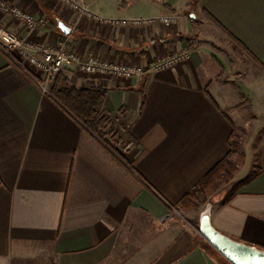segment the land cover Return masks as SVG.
Wrapping results in <instances>:
<instances>
[{"label": "crops", "instance_id": "0c3cea01", "mask_svg": "<svg viewBox=\"0 0 264 264\" xmlns=\"http://www.w3.org/2000/svg\"><path fill=\"white\" fill-rule=\"evenodd\" d=\"M3 1L36 17L30 44L65 40L84 58L143 69L187 59L128 81L68 67L44 90L0 52V264H228L197 243L202 207L181 202L228 154L235 129L264 122V0L85 1L99 19H177L141 28L105 26L55 0ZM0 28L27 37L9 14ZM65 84L105 92L103 141L51 94ZM225 188L212 226L264 250V146Z\"/></svg>", "mask_w": 264, "mask_h": 264}, {"label": "built area", "instance_id": "2783aa9c", "mask_svg": "<svg viewBox=\"0 0 264 264\" xmlns=\"http://www.w3.org/2000/svg\"><path fill=\"white\" fill-rule=\"evenodd\" d=\"M78 16H85L105 26L141 28L153 24L169 25L176 22V18L160 19H99L91 15L86 0H55ZM0 13L9 14L26 27L27 37L19 39L15 35L0 28V52L24 75L42 89L55 80L56 76L68 67L87 78L101 81H128L146 74L157 75L169 71L187 59L185 52L173 54L157 59L143 69L137 66H123L110 63L97 57L84 58L67 48L66 41L43 46L30 44L27 38L33 37L38 29V22L34 15L26 13L21 8L0 0Z\"/></svg>", "mask_w": 264, "mask_h": 264}, {"label": "trees", "instance_id": "16d2710c", "mask_svg": "<svg viewBox=\"0 0 264 264\" xmlns=\"http://www.w3.org/2000/svg\"><path fill=\"white\" fill-rule=\"evenodd\" d=\"M51 93L58 102L91 134L103 141L111 133L110 121L104 115L103 102L105 92L98 89H77L74 87H56ZM108 130V131H107ZM243 156L236 144L231 143L228 154L216 164L182 199L184 206L205 207L217 192L219 185H227L234 177V165L242 166Z\"/></svg>", "mask_w": 264, "mask_h": 264}, {"label": "water", "instance_id": "95a60500", "mask_svg": "<svg viewBox=\"0 0 264 264\" xmlns=\"http://www.w3.org/2000/svg\"><path fill=\"white\" fill-rule=\"evenodd\" d=\"M57 29L69 36L71 29L63 22H57ZM214 201L208 203L199 214L198 234L228 264H264V250L232 240L217 231L211 224V210Z\"/></svg>", "mask_w": 264, "mask_h": 264}, {"label": "rangeland", "instance_id": "374dc122", "mask_svg": "<svg viewBox=\"0 0 264 264\" xmlns=\"http://www.w3.org/2000/svg\"><path fill=\"white\" fill-rule=\"evenodd\" d=\"M64 71V70H63ZM62 71V72H63ZM67 87L68 85H62V87ZM257 121H260L258 119ZM251 122V121H250ZM232 143L236 144L239 148L240 154L243 156L242 166L234 165V170L232 173L235 176L245 164L250 162V159H254L256 149H261L264 146V122L257 124L244 125L238 129H235V133L232 137ZM260 152V151H259ZM226 185H219L217 192L211 198V201H220L226 194ZM204 207H202V210ZM194 230L197 236V243L202 246L205 250L211 254L216 253L198 234V219L193 217Z\"/></svg>", "mask_w": 264, "mask_h": 264}]
</instances>
